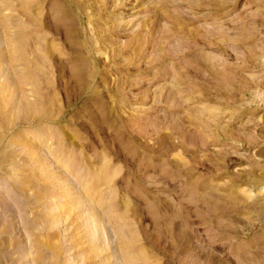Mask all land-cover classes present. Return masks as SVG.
Listing matches in <instances>:
<instances>
[{"label": "rangeland", "instance_id": "rangeland-1", "mask_svg": "<svg viewBox=\"0 0 264 264\" xmlns=\"http://www.w3.org/2000/svg\"><path fill=\"white\" fill-rule=\"evenodd\" d=\"M0 264H264V0H0Z\"/></svg>", "mask_w": 264, "mask_h": 264}]
</instances>
